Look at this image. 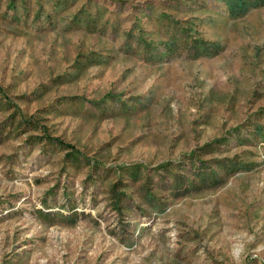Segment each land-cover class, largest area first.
I'll list each match as a JSON object with an SVG mask.
<instances>
[{
    "label": "rangeland",
    "instance_id": "rangeland-1",
    "mask_svg": "<svg viewBox=\"0 0 264 264\" xmlns=\"http://www.w3.org/2000/svg\"><path fill=\"white\" fill-rule=\"evenodd\" d=\"M232 1L0 0V264H264V0Z\"/></svg>",
    "mask_w": 264,
    "mask_h": 264
},
{
    "label": "trees",
    "instance_id": "trees-1",
    "mask_svg": "<svg viewBox=\"0 0 264 264\" xmlns=\"http://www.w3.org/2000/svg\"><path fill=\"white\" fill-rule=\"evenodd\" d=\"M249 2L246 0H233L231 3L228 4V10L230 12H235V8L240 9L241 11L245 9L246 6H248ZM90 56H86V58H89ZM78 62V61H77ZM258 130V127H256ZM133 174H135L136 170L132 171ZM111 196V195H110ZM119 199H114L113 202H115L118 205ZM116 205V206H117ZM119 207V205H118ZM39 215H45L43 214V211H37Z\"/></svg>",
    "mask_w": 264,
    "mask_h": 264
}]
</instances>
